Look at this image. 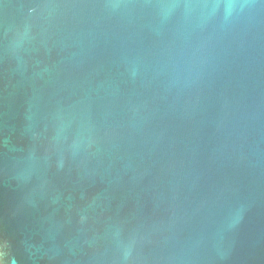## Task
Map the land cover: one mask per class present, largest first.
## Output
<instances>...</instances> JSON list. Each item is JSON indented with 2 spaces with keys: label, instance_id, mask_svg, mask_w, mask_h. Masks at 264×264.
<instances>
[{
  "label": "water",
  "instance_id": "water-1",
  "mask_svg": "<svg viewBox=\"0 0 264 264\" xmlns=\"http://www.w3.org/2000/svg\"><path fill=\"white\" fill-rule=\"evenodd\" d=\"M0 264H264V0H0Z\"/></svg>",
  "mask_w": 264,
  "mask_h": 264
}]
</instances>
